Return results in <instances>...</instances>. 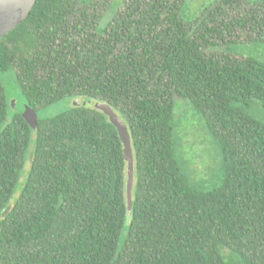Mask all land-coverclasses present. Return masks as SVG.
<instances>
[{
  "label": "trees",
  "instance_id": "16d2710c",
  "mask_svg": "<svg viewBox=\"0 0 264 264\" xmlns=\"http://www.w3.org/2000/svg\"><path fill=\"white\" fill-rule=\"evenodd\" d=\"M185 1L125 0L105 23L110 5L97 0H37L0 39V264H229L220 246L264 264V62L203 51L214 38L235 42L224 39L234 28L264 42V0L235 17L226 7L249 0H219L191 21L181 16ZM8 75L37 113L85 96L125 121L128 223L127 162L108 117L79 106L38 117L35 129L15 111L7 120ZM173 94L220 148L217 186L187 172Z\"/></svg>",
  "mask_w": 264,
  "mask_h": 264
},
{
  "label": "rangeland",
  "instance_id": "374dc122",
  "mask_svg": "<svg viewBox=\"0 0 264 264\" xmlns=\"http://www.w3.org/2000/svg\"><path fill=\"white\" fill-rule=\"evenodd\" d=\"M91 1V0H85ZM219 0H186L181 9V16L186 21H191L194 18L202 19L207 13L213 12ZM261 0H258V2ZM103 6L110 5L106 12L104 22L106 23L113 12L121 10L125 0H97ZM256 4L255 0H249L243 3L238 8H227L226 13L229 17L236 16L248 11V9ZM103 10L101 11V13ZM233 36L224 35L225 40H235L230 44H225L222 40L214 38L218 44L211 47L204 48L206 55L215 54L217 56L229 53L239 57H253L258 61L264 62V42L248 41V38L253 37V33H249L248 29L238 31L237 28L233 30ZM250 35V36H249ZM5 88L7 100L10 104L7 120L10 119L13 111L20 113L25 112L26 102L21 94L19 88L13 81L11 75L5 76ZM8 80V82H7ZM174 100V115L176 119V134L179 141V152L181 151L183 159L186 162L187 172L190 177L196 181L197 185L205 187L217 186L220 184V163L223 166V157L220 148L214 142L213 138L208 134V130L202 123L199 115L190 108L189 103L173 94ZM14 101L15 109L11 107V102ZM89 106V99L85 96H67L64 97L46 108L39 110L37 118H49L56 114L67 111L72 107ZM204 122V121H203ZM183 162V161H182ZM29 168V159L27 158L24 165V171ZM223 168V167H222ZM220 175V176H219ZM13 193L10 198V205L18 198L20 191L24 185L25 178L23 174L19 177ZM125 235L123 231L119 237L117 247L120 248L122 239ZM219 252L225 256L227 262L231 264H244L226 247L220 246ZM228 262V263H229ZM229 263V264H230Z\"/></svg>",
  "mask_w": 264,
  "mask_h": 264
},
{
  "label": "water",
  "instance_id": "95a60500",
  "mask_svg": "<svg viewBox=\"0 0 264 264\" xmlns=\"http://www.w3.org/2000/svg\"><path fill=\"white\" fill-rule=\"evenodd\" d=\"M36 1L37 0H0V39L26 19ZM89 106L102 111L116 128L121 138L127 162L125 190L127 199L126 223H128L131 214L132 188L134 184V160L128 126L109 104L89 99ZM11 107L15 109L14 101L11 102ZM22 116L32 129L36 128L37 112L35 110L26 105L25 112Z\"/></svg>",
  "mask_w": 264,
  "mask_h": 264
}]
</instances>
